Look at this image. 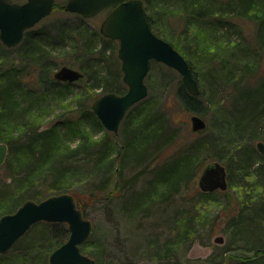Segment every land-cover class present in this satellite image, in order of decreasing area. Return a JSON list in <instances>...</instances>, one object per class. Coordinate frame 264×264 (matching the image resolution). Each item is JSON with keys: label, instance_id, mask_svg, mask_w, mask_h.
Instances as JSON below:
<instances>
[{"label": "trees", "instance_id": "trees-1", "mask_svg": "<svg viewBox=\"0 0 264 264\" xmlns=\"http://www.w3.org/2000/svg\"><path fill=\"white\" fill-rule=\"evenodd\" d=\"M151 1L143 0L145 13ZM184 1L188 3L181 12L188 17L191 16L192 21L176 17L175 22L171 23L176 28L183 27L185 32L191 25H195L210 29L212 33L224 32L227 35H236L235 42L242 49L243 60L242 62L236 60L223 74V83L210 76H206L204 81L200 80L188 63L198 84L199 94L189 95L179 80L172 98L184 112L205 118L209 111L207 106H213L215 103L214 97L229 90L228 96L231 99L228 107L224 111L221 109L212 123L206 122L204 130L188 133L191 139L181 142L178 131L165 114L164 108L154 107L146 98L127 111L115 137L112 133L105 132L98 140L89 143L87 134L78 129L85 130L91 126L97 131H103L104 128L88 109L85 112L81 111L82 122L77 121V127L71 126V120L63 118L44 131L37 132L34 128H28L27 120L30 114L28 110L50 95L60 97L68 92L71 86L77 84L87 93L98 90L102 94L111 92L122 95L126 89L120 81L121 73L116 58L110 63L108 62L110 58L104 57L107 45L102 44L98 49L96 47L97 40L102 38L99 34L76 30L72 35L68 23L65 25L61 23L56 28L55 34L42 28L29 29L24 32L22 42L16 46L19 67L8 66L0 69V133L3 129L5 131L6 126L13 125L17 121H21L25 128L20 137L16 138L2 137L0 134V142L8 146V155L0 166V216L15 212L26 200L40 202L50 195L65 193L66 191H62L63 188L58 183L70 171L63 163L66 160L74 162L78 153L87 160V162L82 160L84 161L82 169H85L83 171L87 173L88 181H91L89 197L100 198L108 206L119 201L117 206L125 212L139 205L146 206L151 199L150 189L155 191L159 186L169 191L170 188L191 184L194 193L203 200H214L213 197L217 193L223 195L222 201L228 208L227 223L223 231L228 241L218 248V254L215 253L207 259L206 264H229L233 257L236 259L233 264H264V196L259 194L255 198L248 196L241 200H232L225 192L202 193L194 187L193 181L195 174L205 166L204 153L214 151L217 155L214 156V160H221L217 153L228 157L227 161L221 162L223 166H227L229 173L227 177L231 178V169L237 170L242 177H253L255 186L261 184L264 189V154L259 155L258 150L254 148L256 141L264 140L262 134L264 132V69L261 68L264 55V0ZM60 6L56 0L55 8L63 12ZM169 6L170 3L166 6L172 13L167 18L170 21L174 19L175 12ZM72 15L77 17L75 14ZM146 17L152 32L166 41L163 31L152 22L147 13ZM169 37L168 39L172 41ZM243 39L246 44L242 43ZM66 40L81 43L80 56L86 61L80 68L83 72H81L82 77L75 83L59 82L50 75L52 72V66L48 63L51 53L50 44L53 42V44H63ZM170 44L176 45V43ZM1 45L2 50L12 49ZM94 52L95 57H93ZM222 54L226 56L225 48H222L217 57L210 61L218 59V65H221L219 58ZM248 54H254V57L251 56L253 61L248 59L246 56ZM91 58L94 59L92 66L87 64ZM97 62L103 65L102 70H99L100 64ZM245 73H248V81L242 82L241 85L240 76ZM35 77L45 88L34 91L33 88L26 86L28 81H34ZM86 121L89 123L86 124ZM59 124L64 125L70 132L80 134V144L77 147L65 152L60 151L63 136ZM116 137L119 138V143L115 142ZM168 150L170 155L163 162L157 161L159 156ZM22 152L23 156L20 159L22 161L18 164L13 162L12 158L18 157ZM154 155L156 157L151 160ZM126 161L141 165L143 168L139 172L140 175L148 171L151 181L147 190H143L139 195L131 194L129 198H126V195L117 198L119 194L126 192L125 185L131 186L140 176L136 175L127 182L124 180ZM42 176L51 180L48 191L52 193L47 196L33 186L32 178L34 180ZM74 200L85 217V211L78 198L74 197ZM181 215L185 216L181 219L184 228L181 226L177 228L178 234L174 235L173 241L180 248L188 242L185 248L187 250L195 241L189 231L195 229V216L192 212ZM68 236L66 224L38 222L30 227L6 255H0V264H47L48 256L62 245ZM236 243H241V246L237 244L232 248ZM173 245H165L158 251V257L161 261L183 264L181 259L174 257L178 250L174 249ZM79 249L85 256H87L85 251L89 253L95 264H109L106 262L107 256L104 252L106 247L103 248V245L96 243L92 234L79 246Z\"/></svg>", "mask_w": 264, "mask_h": 264}, {"label": "rangeland", "instance_id": "rangeland-1", "mask_svg": "<svg viewBox=\"0 0 264 264\" xmlns=\"http://www.w3.org/2000/svg\"><path fill=\"white\" fill-rule=\"evenodd\" d=\"M9 1L22 3L26 0ZM57 1L58 5H61L60 7L66 2V0ZM169 3L171 4L169 7L175 12L174 19L170 21L167 18L171 16L172 13L168 11V7H166ZM186 3H188V1L152 0L146 13L149 15L152 22L163 31L166 41L172 44L176 43V45H173L174 48L186 59L200 80L204 81L206 76H210L219 79V82L223 83V74L232 67V64L235 63L236 60H240V62L243 60L242 49H240L235 42V40H237L236 35L231 36L224 32L212 33L210 29L199 28L195 25H191L186 32L183 31V27L176 28L175 25L171 23L175 22L176 17H182L188 21L191 19L192 21L191 16L188 17L181 12V9L184 8ZM178 9L179 11H177ZM103 18L104 14L93 19H83L69 13H64V11L62 12L60 9L55 8L51 15L36 24L32 30H40L42 28L47 31L50 30L51 33L55 34L56 28H58L61 23L64 25L68 23L70 26L69 32L72 35L75 34L74 31L76 30H85L89 34L94 32L101 36L99 27ZM168 37L175 42L170 41ZM108 40L109 39L104 37L98 39L96 47L98 49L102 44H106L107 51L104 55L105 59L109 57L110 61L108 62L111 63L114 62V58H116V62H118L120 69V62L117 58V42L110 41L109 43L107 42ZM53 43L50 44L51 53L48 59V63L52 66L50 75L53 76L56 70L62 66L82 72L80 68L86 61L80 56L81 43L74 42V40H66L63 44ZM242 43L246 44L244 39ZM222 48L226 50V56L222 54L219 58L223 65H218V59L210 61L214 57H217V54L222 51ZM203 49L207 52H204ZM16 50V47L9 49V51L2 50L0 47V69L7 68L8 66L19 67V58ZM97 51L98 50H96V52ZM95 56L96 53L94 52L93 57ZM246 56L249 60L253 61L251 56L254 57V54H248ZM262 57L261 68L264 69V55ZM92 63L94 64L93 58L87 61V64L91 66ZM99 64V70H102L103 65L101 63ZM247 74L248 73H245L240 76L241 85L242 82L248 81ZM179 80H181L180 75L176 71L163 64L151 62L144 82L147 86L146 99L149 100L154 107L164 108L165 114L178 131L179 142H181L191 139L188 133H192L190 117L194 114L184 112L172 98L175 86ZM120 81L126 89L122 79H120ZM226 84L229 85L231 83ZM26 86L33 88L34 91L45 88L42 84L38 83L36 77L34 81H28ZM226 92L214 97L215 103L213 106H207L209 107V111L207 112V116L205 118L203 117L205 123H212L218 112H220L221 109L224 111V109L228 107L231 98L228 96L229 90ZM101 95L103 94L98 90L94 91V93H87V91L78 84L71 86L68 92L60 97L50 95L45 98V100L34 104L33 107L28 110L30 111L29 120H27L28 128H34L37 132H41L63 118L71 120V126L77 127L78 122H82L80 121L82 120L80 119L82 115L81 111L85 112L87 109L91 111L94 98L96 99ZM88 123L89 121H86V124ZM23 126L21 121H17L13 125L6 126L5 131L4 129L1 130L0 134L2 137H20L25 129ZM58 126L61 128V135L63 136V141L61 142L63 148L61 147L60 151L65 152L72 150L80 144L79 133L70 132V130L66 129L62 124ZM78 130H80V132L84 131L87 134V137L90 139L89 143L98 140L105 132L107 133L104 129L103 131H97L91 126L87 127L85 130L80 128ZM262 134L264 135V132H262ZM114 140L119 143L118 137ZM259 142L263 144L264 149V140L256 141L254 143V148L257 150V144ZM169 151L170 150L165 151L162 156H159L157 161L163 162V160L170 155ZM217 154H219L221 160H214V156H217L214 151L205 152L203 156L205 160L204 165L215 161L220 163L227 161L228 157H226L225 154ZM258 154L263 155L259 152ZM22 156L23 152L18 157L12 158L13 162L18 164L19 161H22L20 160ZM155 157L154 155L150 159L153 160ZM82 160H84L83 156L78 153L74 162L66 160L63 164L70 172L68 175L66 174L58 184L63 188L62 191H66L65 193L78 198L80 205L85 211L86 219L90 220L93 224L92 238L96 243L103 245V248L106 247L104 252L107 256L106 262L109 264H174L166 260L161 261L158 257V251L165 245L170 246L171 244H174V249L178 250L174 257L181 259L183 264H206L207 259L215 253L218 254V248L227 243L228 238L223 230L227 223L226 213L228 208L224 206L222 201L223 195L217 193L213 197L214 200H203L199 196L197 197L194 190H192L193 187H191V184L175 187L174 189L170 188L169 191L159 186L157 190H155L156 192L150 189V192H152L151 199L146 206L139 205L125 212L117 206L119 201L108 206L107 203L100 198L89 197L92 185L90 186L91 181L87 179V173L83 171L85 169H82L83 162H87V160ZM224 167H226V173L228 175L227 166ZM142 168L141 165L138 166L131 161H126V168L123 174L125 177L124 180L127 182L134 176L140 175L141 173L139 172H141ZM200 172L201 169L195 174L193 180L194 187L196 188ZM231 172V178L227 177V189L222 191L225 192L229 198L232 200H241V198H246L248 196L255 198L259 194L264 196L262 185L258 184L256 187L253 177H242V174L237 170L231 169ZM150 178L151 177L148 176V171L142 176L140 175L134 184L131 186L129 185V187L125 185L126 192H124V194H119L117 198H123L124 195H126V198H129L131 194L139 195L143 190H147L148 183L151 181ZM32 182L33 186L37 188L36 190H39L42 194L47 196L52 193L48 191L51 184L49 178L43 176L34 180L32 178ZM154 186L156 188L155 184ZM185 212H192L195 216V229L189 230L195 241L187 250H185V248L188 242H185L180 248V246L173 241L175 238L174 235H176V233L178 234L177 228L179 226L184 228V222H182L181 219H184L185 216L181 214ZM218 237L223 239L221 244L214 242L215 238ZM237 244L241 246V243H236L232 248H235ZM85 254L87 257H90L89 253L86 251ZM236 254L237 253H235V255ZM235 261L236 259L233 257L228 263L233 264Z\"/></svg>", "mask_w": 264, "mask_h": 264}, {"label": "water", "instance_id": "water-1", "mask_svg": "<svg viewBox=\"0 0 264 264\" xmlns=\"http://www.w3.org/2000/svg\"><path fill=\"white\" fill-rule=\"evenodd\" d=\"M56 0H26L23 3L0 0V42L13 48L23 40L24 32L48 17ZM63 10L83 19H92L106 12L100 23L102 37L117 42V58L120 62L122 82L126 92L122 95L105 93L95 99L91 111L102 127L115 137L127 111L147 96L144 79L149 63L157 62L176 71L181 83L191 96H198L199 88L186 59L167 41L156 36L147 21L143 0H66ZM82 73L66 66L53 74V79L74 83ZM191 132L206 128L203 118L190 117ZM257 150L264 154L263 144ZM8 146L0 142V166L6 160ZM202 193L227 189L225 167L215 161L204 166L197 179ZM38 222L67 225L68 239L47 258V264H95L81 253L79 246L92 234L93 224L84 217L72 195H50L40 202L26 200L15 212L0 216V255H6L16 242ZM221 244V237L215 238Z\"/></svg>", "mask_w": 264, "mask_h": 264}, {"label": "flooded vegetation", "instance_id": "flooded-vegetation-1", "mask_svg": "<svg viewBox=\"0 0 264 264\" xmlns=\"http://www.w3.org/2000/svg\"><path fill=\"white\" fill-rule=\"evenodd\" d=\"M8 2H11V1H9V0H7ZM23 3V2H22ZM106 13H104V15H105ZM60 82V81H59Z\"/></svg>", "mask_w": 264, "mask_h": 264}]
</instances>
